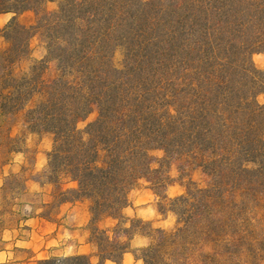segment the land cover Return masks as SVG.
Here are the masks:
<instances>
[{"label":"trees","instance_id":"16d2710c","mask_svg":"<svg viewBox=\"0 0 264 264\" xmlns=\"http://www.w3.org/2000/svg\"><path fill=\"white\" fill-rule=\"evenodd\" d=\"M47 1L0 0V12L35 14L30 24L15 15L0 27L8 43L0 50V111L23 110L30 132L52 134L44 169L51 204L91 200L99 264H122L137 233L151 236L132 249L144 264H239L243 239L227 208L237 206L238 191L241 202L264 193V70L252 58L264 51V0H57L54 9ZM38 34L45 55L19 69ZM186 162L205 184L189 177L169 197L170 166L189 176ZM142 179L159 211L174 213L173 229L140 218L125 224L129 191ZM105 216L117 219L112 229L98 225ZM203 240L213 251L194 262ZM37 264L93 262L73 254Z\"/></svg>","mask_w":264,"mask_h":264},{"label":"crops","instance_id":"0c3cea01","mask_svg":"<svg viewBox=\"0 0 264 264\" xmlns=\"http://www.w3.org/2000/svg\"><path fill=\"white\" fill-rule=\"evenodd\" d=\"M53 0L47 1V6ZM24 24L34 21L35 14L31 10L15 14L14 12H0V27H4L13 16ZM8 46L4 36L0 34V50ZM46 53L45 47L36 46L34 38L31 41L30 55L23 59L22 70L27 71L31 62L42 58ZM1 117V111H0ZM25 128V127H24ZM22 127H13L11 136L17 135ZM39 138L36 145L35 157L29 160L26 148L33 145L32 138ZM52 147V136L48 133L38 135L28 131L25 149L13 150L5 160L0 159V264H37V260L51 256H65L73 254H89L92 262H99L97 245L89 239L91 200L83 198L73 202H62L51 218L44 215L45 207L52 202V184L35 175L41 173L47 166V154ZM198 168L191 171L193 180ZM24 174L25 181L21 197L9 208L3 206L5 198L4 182L7 176ZM173 181L167 186L169 197L184 192L185 185L178 177L179 174L170 169ZM129 191V204L123 208V215L127 218L126 225L131 218L149 221L154 227L171 230L175 225V215L172 212L162 214L158 209L159 197L150 187L148 181ZM75 185L74 182L68 183ZM36 197L37 200H33ZM117 219L105 216L98 221L101 228L112 229ZM151 236L137 233L129 239L130 250L124 252L122 264H144L143 259L136 256L132 249L147 246ZM103 264H117L107 259Z\"/></svg>","mask_w":264,"mask_h":264},{"label":"rangeland","instance_id":"374dc122","mask_svg":"<svg viewBox=\"0 0 264 264\" xmlns=\"http://www.w3.org/2000/svg\"><path fill=\"white\" fill-rule=\"evenodd\" d=\"M54 2L47 6L49 9H54L57 6V0H53ZM34 42L36 46H43L45 47V42L40 34L34 37ZM46 50V48H45ZM122 49L117 48L114 53V62L120 66L122 63ZM253 61L255 65L259 68L264 70V51L255 52L252 55ZM22 64H26L20 61L18 68L22 69ZM258 100L260 102H264V95H258ZM97 113L92 112L90 113L85 119L80 120L78 122V127L83 129L86 124L93 120L96 117ZM22 127L21 131L17 133L15 136H11V131H13V127ZM25 127V128H24ZM26 125L23 121V110L18 111L16 114H8V115H1L0 117V159L5 160L13 148H19L20 150L25 149L26 137L27 132ZM45 134V133H44ZM42 134V135H44ZM52 136L51 133L48 135ZM39 135V134H38ZM41 136V135H40ZM37 137L32 138L30 142L33 143L31 147L26 148L28 151L29 160L35 157L36 145L38 143ZM152 153L160 157L163 154V151L160 149H155ZM187 168H189L188 162L185 163ZM153 166H157V163H154ZM174 172L179 174L178 179L184 183L187 182L188 178L191 177V171L189 170L190 175L187 176L186 172L184 171L181 173L175 164L170 166ZM38 178L43 180H47V175L44 173V170L41 173L35 175ZM196 182L200 185H204L203 174L200 168H198V172L195 175ZM25 181L24 174H16V175H9L6 177L4 182L5 188V198L2 199L3 206L9 208L11 204L16 202V197H21V191L23 189ZM143 183V180H140L135 187H138ZM241 191L235 193V197L233 200L237 201V206L233 204L232 208H227V211H232L234 218H236V223L238 224L237 228L239 229L240 236L242 237V245L238 252L239 257V264H264V193H259L258 195L254 196L252 199H245L244 202H241L243 195L240 194ZM33 200H37L36 197H33ZM55 210L53 204H48L45 209L44 213L51 214ZM246 240L252 241V246L247 245ZM250 248V249H249ZM213 245L212 242L209 240H203L195 249L194 254L192 256L194 262H199L201 255L206 252H212ZM93 264H99L98 262L94 261Z\"/></svg>","mask_w":264,"mask_h":264}]
</instances>
